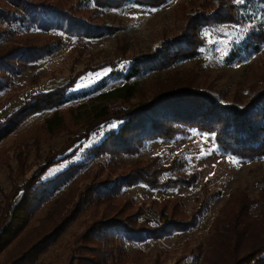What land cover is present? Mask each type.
I'll list each match as a JSON object with an SVG mask.
<instances>
[{
  "label": "trees",
  "instance_id": "1",
  "mask_svg": "<svg viewBox=\"0 0 264 264\" xmlns=\"http://www.w3.org/2000/svg\"><path fill=\"white\" fill-rule=\"evenodd\" d=\"M167 1L0 0V24L17 23L47 34L56 30L101 38L117 31L116 26L103 18L106 8H119L127 3L157 7ZM192 9L181 32L164 41L153 54L131 57L123 52L116 60L99 66L111 68V75H122L125 80L122 84L105 88L106 78H103L93 91L67 94L78 81L76 78L34 94L0 121L1 143L17 129L20 117L48 107L51 112L40 124L43 132L66 133L62 145L50 152L37 170L13 189L6 204L0 206L1 253L14 240L22 242L20 234L31 215L58 194L51 210L41 218V227L33 228L30 243L20 244L16 252L10 251L1 264L33 263L37 254L48 249L87 205L93 208L104 205L105 211L100 216L97 214L76 238L70 264H124L129 259V243L163 239L193 228L210 197L203 199L188 219L180 213L178 202L171 212L163 204L160 213L151 217L144 216L141 207L134 210L131 201L118 196L123 188L139 184L169 189L191 186L199 180L198 172L182 174L180 170L185 163L177 158L157 168V160L121 164L122 157L139 154L151 140H173L199 130L212 134L224 153L249 160L264 157V86L252 91L247 100L241 99L242 96L230 98L211 84L202 83L197 72L177 69L181 62L201 57L203 48L214 38L216 27L222 25L254 21L253 28L257 30L233 42L225 57L227 65L260 51L259 43L264 41V0H198ZM10 33L12 29L0 27V92L9 86L13 74L23 72L62 45L56 34H50L42 42L17 39L3 43ZM161 70L168 72L164 81L150 92L144 91L137 77L147 71ZM82 98L86 100L71 103ZM93 136H101V140L89 147V159L107 156V161L96 171L79 174L81 162L52 178L39 180L49 167L75 155ZM82 175L92 176L73 200V182L77 185ZM66 201L71 202L70 207ZM224 207L221 216L213 222L215 231L208 249L200 247L194 261L264 264V190L258 198L238 192Z\"/></svg>",
  "mask_w": 264,
  "mask_h": 264
},
{
  "label": "rangeland",
  "instance_id": "2",
  "mask_svg": "<svg viewBox=\"0 0 264 264\" xmlns=\"http://www.w3.org/2000/svg\"><path fill=\"white\" fill-rule=\"evenodd\" d=\"M194 1L198 0H168L157 7L127 3L119 8H106L103 18L116 26L117 31L114 35L101 38L70 35L56 30L50 32L61 39V48L30 64L23 72L13 74L9 86L0 92V121L34 94L60 87L76 78L78 81L67 90V94L81 95L86 91H93L103 78H106L105 88L122 84L125 81L122 75H111V68L99 66L116 60L123 52L131 57L153 54L164 41L176 37L181 32L187 15L193 10ZM253 26L254 21L216 27L214 38L203 48L201 57L181 62L177 69L197 72L202 83L211 84L230 98L242 96L241 99L247 100L252 91L264 86V41L259 43L260 51L244 55L231 65L225 63V57L234 41H240L246 35L257 31ZM0 27L13 30V33L5 36L3 43L17 39L42 42L50 36L17 23H1ZM121 67L122 65L119 66ZM167 73V70L147 71L138 76L137 80L144 91L150 92L157 83L164 81ZM84 100L86 98L71 103ZM50 112L51 109L45 107L42 111L20 117L17 129L0 143L1 207L6 204L13 189L37 170V166L43 163L46 156L59 148L66 139L65 132L48 135L40 127ZM100 140L101 136H93L75 155L49 167L39 180L52 178L66 167L81 162L83 164L79 174L86 170L96 171L100 164L107 161V156L89 159L87 152L89 147ZM176 158L185 163V167L180 170L182 174L199 173V180L195 184L169 189H153L139 184L123 188L118 195L120 199L131 201L134 210L141 207L143 215L151 217L160 213L163 204H166L165 208L171 212L173 205L178 202L180 213L188 219H191L203 199L210 197V200L202 211L199 222L188 231L178 232L163 239L129 243V259L124 264H176L179 260L180 264H200L194 261V257L200 247L208 249L215 231L213 222L221 216L228 200L238 192L258 198L264 190V157L249 160L224 153L212 134L199 130L177 136L173 140H151L139 154L122 157L121 164L129 165L136 160L155 163L157 160V168L160 164H171ZM82 176L79 177L77 185L73 182V200L92 175ZM114 176L116 174H113ZM57 195L31 215L29 224L20 234L22 242L17 243V240H14L9 244L0 253V264L10 251L16 252L20 244L24 246L30 243L33 238L30 235L35 232L32 231L33 228L41 227L40 220L51 210V203ZM67 202L66 206L70 207L71 202ZM104 211V205L97 208L87 205L48 249L37 254L31 264H70L76 238L97 214L100 216Z\"/></svg>",
  "mask_w": 264,
  "mask_h": 264
}]
</instances>
